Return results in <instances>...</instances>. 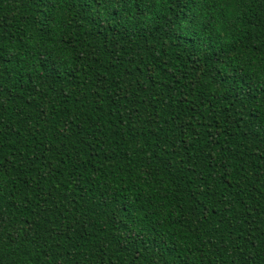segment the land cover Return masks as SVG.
I'll list each match as a JSON object with an SVG mask.
<instances>
[{
	"label": "trees",
	"instance_id": "obj_1",
	"mask_svg": "<svg viewBox=\"0 0 264 264\" xmlns=\"http://www.w3.org/2000/svg\"><path fill=\"white\" fill-rule=\"evenodd\" d=\"M261 48L258 3L0 0V264H264Z\"/></svg>",
	"mask_w": 264,
	"mask_h": 264
},
{
	"label": "snow or ice",
	"instance_id": "obj_2",
	"mask_svg": "<svg viewBox=\"0 0 264 264\" xmlns=\"http://www.w3.org/2000/svg\"><path fill=\"white\" fill-rule=\"evenodd\" d=\"M213 2L214 3L218 2L221 8H223L225 4H231L233 6H236V5H242L244 3H258L264 5V0H213ZM193 23L196 24L197 27H200L198 21H193ZM253 58L255 59L256 57ZM259 68H260V79L264 80V48H261L259 52Z\"/></svg>",
	"mask_w": 264,
	"mask_h": 264
}]
</instances>
